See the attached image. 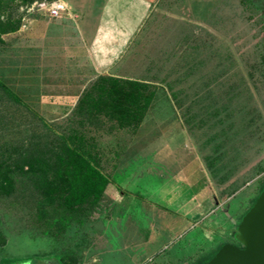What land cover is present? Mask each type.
Returning <instances> with one entry per match:
<instances>
[{"label":"rangeland","instance_id":"374dc122","mask_svg":"<svg viewBox=\"0 0 264 264\" xmlns=\"http://www.w3.org/2000/svg\"><path fill=\"white\" fill-rule=\"evenodd\" d=\"M56 1L3 3L0 80L52 125L54 147L64 135L109 183L64 205L42 200L38 176L32 190L17 181L0 196V264H203L238 244L264 188V0H159L101 76L124 83L99 85L80 109L56 96L55 61L31 33L30 16L49 14L39 4ZM0 113L24 110L4 101ZM27 127L0 131V148L43 135Z\"/></svg>","mask_w":264,"mask_h":264},{"label":"crops","instance_id":"0c3cea01","mask_svg":"<svg viewBox=\"0 0 264 264\" xmlns=\"http://www.w3.org/2000/svg\"><path fill=\"white\" fill-rule=\"evenodd\" d=\"M61 1L66 9L58 17L30 16L31 33L55 61L50 82L62 93L56 96L75 104L99 77L112 76L107 72L114 71L159 0Z\"/></svg>","mask_w":264,"mask_h":264},{"label":"trees","instance_id":"16d2710c","mask_svg":"<svg viewBox=\"0 0 264 264\" xmlns=\"http://www.w3.org/2000/svg\"><path fill=\"white\" fill-rule=\"evenodd\" d=\"M15 0H0V9L4 2L12 3ZM17 27H9L6 31H14ZM124 83L120 79L99 77L83 94L80 103L100 85L104 83ZM131 84V83H130ZM134 84V83H133ZM117 92V91H115ZM24 110L22 119L5 118L0 113V131L28 128L34 124L41 125L42 136H36L29 131L23 141L11 143L6 148H0V196L7 197L16 192L17 181H26L32 189L35 187V177L39 178L40 194L44 202H61L66 205L70 202H94L109 183L108 177L88 160L85 152L71 146L64 135L58 134L59 145L53 146L50 141L54 134L52 125L47 123L32 109L27 107L23 100L0 80V103L4 102ZM38 137L43 140L37 143ZM34 187V188H33ZM6 239L0 230V247L5 245ZM11 264H44V261L30 259Z\"/></svg>","mask_w":264,"mask_h":264},{"label":"water","instance_id":"95a60500","mask_svg":"<svg viewBox=\"0 0 264 264\" xmlns=\"http://www.w3.org/2000/svg\"><path fill=\"white\" fill-rule=\"evenodd\" d=\"M234 237L238 245L224 244L203 264H264V188L241 218Z\"/></svg>","mask_w":264,"mask_h":264},{"label":"built area","instance_id":"2783aa9c","mask_svg":"<svg viewBox=\"0 0 264 264\" xmlns=\"http://www.w3.org/2000/svg\"><path fill=\"white\" fill-rule=\"evenodd\" d=\"M39 6L46 9L51 17H58L66 9L65 3L61 0L50 4L41 3Z\"/></svg>","mask_w":264,"mask_h":264},{"label":"flooded vegetation","instance_id":"af4514ba","mask_svg":"<svg viewBox=\"0 0 264 264\" xmlns=\"http://www.w3.org/2000/svg\"><path fill=\"white\" fill-rule=\"evenodd\" d=\"M236 245H238V244H236Z\"/></svg>","mask_w":264,"mask_h":264}]
</instances>
